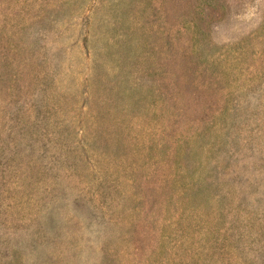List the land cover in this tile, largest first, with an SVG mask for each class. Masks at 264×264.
<instances>
[{
  "label": "rangeland",
  "instance_id": "374dc122",
  "mask_svg": "<svg viewBox=\"0 0 264 264\" xmlns=\"http://www.w3.org/2000/svg\"><path fill=\"white\" fill-rule=\"evenodd\" d=\"M0 264H264V0H0Z\"/></svg>",
  "mask_w": 264,
  "mask_h": 264
}]
</instances>
